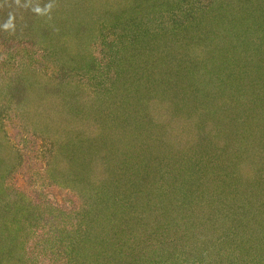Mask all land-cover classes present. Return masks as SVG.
I'll return each mask as SVG.
<instances>
[{
	"label": "rangeland",
	"instance_id": "1",
	"mask_svg": "<svg viewBox=\"0 0 264 264\" xmlns=\"http://www.w3.org/2000/svg\"><path fill=\"white\" fill-rule=\"evenodd\" d=\"M263 89L264 0H0V264H264Z\"/></svg>",
	"mask_w": 264,
	"mask_h": 264
},
{
	"label": "trees",
	"instance_id": "2",
	"mask_svg": "<svg viewBox=\"0 0 264 264\" xmlns=\"http://www.w3.org/2000/svg\"><path fill=\"white\" fill-rule=\"evenodd\" d=\"M207 62H208V61H207ZM226 74H228V72H227ZM226 78L229 79V74H228V76H226ZM263 90H264V89H263ZM262 95H264V93H263ZM263 98H264V96H263Z\"/></svg>",
	"mask_w": 264,
	"mask_h": 264
},
{
	"label": "clouds",
	"instance_id": "3",
	"mask_svg": "<svg viewBox=\"0 0 264 264\" xmlns=\"http://www.w3.org/2000/svg\"><path fill=\"white\" fill-rule=\"evenodd\" d=\"M37 11L39 12V11H40V9H37Z\"/></svg>",
	"mask_w": 264,
	"mask_h": 264
}]
</instances>
